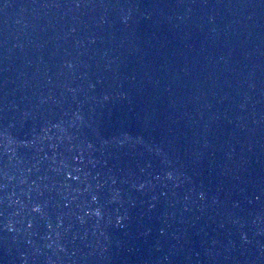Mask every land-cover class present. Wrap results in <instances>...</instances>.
I'll list each match as a JSON object with an SVG mask.
<instances>
[{"label": "water", "instance_id": "water-1", "mask_svg": "<svg viewBox=\"0 0 264 264\" xmlns=\"http://www.w3.org/2000/svg\"><path fill=\"white\" fill-rule=\"evenodd\" d=\"M0 264H264V0H0Z\"/></svg>", "mask_w": 264, "mask_h": 264}]
</instances>
